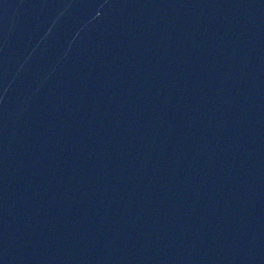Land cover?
Listing matches in <instances>:
<instances>
[{"label": "water", "instance_id": "95a60500", "mask_svg": "<svg viewBox=\"0 0 264 264\" xmlns=\"http://www.w3.org/2000/svg\"><path fill=\"white\" fill-rule=\"evenodd\" d=\"M0 264H264V0H0Z\"/></svg>", "mask_w": 264, "mask_h": 264}]
</instances>
